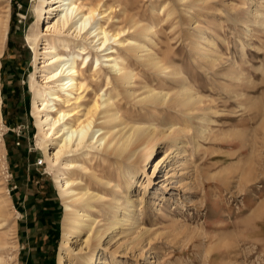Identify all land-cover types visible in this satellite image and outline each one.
<instances>
[{
  "label": "rangeland",
  "instance_id": "1",
  "mask_svg": "<svg viewBox=\"0 0 264 264\" xmlns=\"http://www.w3.org/2000/svg\"><path fill=\"white\" fill-rule=\"evenodd\" d=\"M174 1L115 2L116 22L128 15L142 23L159 22L150 47L185 72L197 98L188 112L171 105L145 106L125 95L124 114L151 112L159 129L180 135L181 145L175 157L155 169L176 144L161 141L156 161L146 165L151 179L139 174L130 192L125 187L137 219L108 232L99 246L106 262L98 264H264V27L254 22L264 0H208L195 6L186 1L170 16ZM35 20L33 0H12L0 78V129L7 149L0 156V197L9 200L10 212L0 228L8 233L6 264H59L63 240L65 203L46 165L33 114L35 64L27 34ZM200 31L206 32L204 49L196 52ZM141 65L136 95L145 84L178 87L175 79ZM202 125L208 129L196 138ZM107 156L98 154L88 165L98 176L115 177L120 164L116 156ZM91 176L83 173L84 182L104 192L99 178ZM106 193L104 202L113 196L112 189ZM94 214L103 224L102 212ZM86 235L71 242L75 252L66 250L68 263Z\"/></svg>",
  "mask_w": 264,
  "mask_h": 264
},
{
  "label": "bare ground",
  "instance_id": "2",
  "mask_svg": "<svg viewBox=\"0 0 264 264\" xmlns=\"http://www.w3.org/2000/svg\"><path fill=\"white\" fill-rule=\"evenodd\" d=\"M118 1L121 0L113 3L108 0H33L36 20L27 34L35 64L30 77L33 114L46 165L54 174L55 186L65 203L59 264H76L77 259H80L78 264L100 263L103 257L99 246L108 232L133 224L137 219L134 200L126 194L125 187L130 192L139 174L151 179V169L148 170L146 165L156 161L161 141L170 139L176 144L171 152L161 155L153 166L155 169L165 166L178 154L181 143L177 139L180 135L175 130L165 133L164 129H159L151 112L124 114L125 95L145 106L171 105L188 112L193 110L197 98L191 82L183 76L185 72L169 64L168 60L164 62L161 55L150 47V43H155L159 22L155 21L156 25L142 23L129 15L123 23L116 22L115 18L120 19L115 5ZM186 1L197 5L208 0H175L170 16L176 12V5ZM0 6L1 78L2 58L10 33L12 0H0ZM256 14L255 24L264 27V3L256 9ZM41 24L44 27L41 28ZM128 32L132 34L128 36ZM205 33L200 31L198 35L201 41L194 47L196 52L204 49ZM211 43L216 46L214 41ZM140 63L166 78L175 79L178 87L167 89L164 85L145 84L143 92L136 95V68ZM1 94L0 80V127L4 126ZM154 112L157 117L158 110ZM168 124V128L173 129L175 124ZM207 129L202 125L196 138L203 136ZM1 131L0 156H5L7 149ZM102 153L118 159L120 166L114 172L115 177L111 174L98 176L96 170L88 165ZM83 173L99 178L104 192L96 191L85 183ZM107 189H112L113 196L104 202L109 197ZM8 201L0 197V228L9 219ZM95 211L102 212L103 224L95 216ZM84 232H87L86 238L68 263L66 250L71 247L75 252L71 242L78 240ZM7 235L0 231V264L7 262L4 253L9 244ZM105 262L106 259L103 260Z\"/></svg>",
  "mask_w": 264,
  "mask_h": 264
},
{
  "label": "trees",
  "instance_id": "3",
  "mask_svg": "<svg viewBox=\"0 0 264 264\" xmlns=\"http://www.w3.org/2000/svg\"><path fill=\"white\" fill-rule=\"evenodd\" d=\"M16 9H17V5L14 6V12H15V13H16ZM16 20H17V17L15 16V18H14V23L16 22Z\"/></svg>",
  "mask_w": 264,
  "mask_h": 264
}]
</instances>
